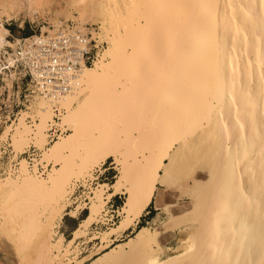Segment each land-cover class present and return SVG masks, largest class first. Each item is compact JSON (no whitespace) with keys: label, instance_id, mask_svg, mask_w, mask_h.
Returning <instances> with one entry per match:
<instances>
[{"label":"bare ground","instance_id":"obj_1","mask_svg":"<svg viewBox=\"0 0 264 264\" xmlns=\"http://www.w3.org/2000/svg\"><path fill=\"white\" fill-rule=\"evenodd\" d=\"M26 2L35 9L33 0L12 6L22 8ZM95 2L82 0L75 10L82 21L94 17L103 31L99 38L108 46L80 73L74 93L55 105L34 93L32 112H23L36 127L21 116L23 129H17L25 141L45 139L56 106L65 109L63 123L73 130L69 138L85 136L96 155L129 146L122 169L114 165L123 172L117 185L128 189L119 210L122 220L102 236L96 234L102 245L88 264H264V0H102L100 9ZM10 3L0 0V54L8 55V68L15 58L5 48L17 44L8 39L4 24L5 16L12 17ZM94 80L96 88L88 85ZM109 106L127 121L109 116ZM136 123L143 126L133 134ZM158 129L161 134L154 135ZM69 138L60 136L53 148ZM108 158H86L90 176L101 166L97 162ZM28 164L21 162L29 194L42 198L45 183ZM165 175L170 183L163 189H178L192 208L174 214L175 204L160 205L147 223L156 224L165 213L160 226H141L127 240L104 245L109 235L128 230L148 211ZM104 186L110 184L92 188L83 223L104 216ZM174 231L181 234V244L163 246L162 233ZM88 233L83 225L77 228L64 251L61 232L54 247L68 257ZM58 264L71 261L61 258Z\"/></svg>","mask_w":264,"mask_h":264},{"label":"rangeland","instance_id":"obj_2","mask_svg":"<svg viewBox=\"0 0 264 264\" xmlns=\"http://www.w3.org/2000/svg\"><path fill=\"white\" fill-rule=\"evenodd\" d=\"M10 1L11 9H9V12L12 17L5 16L4 24L9 30L8 39L13 43H17L15 42L17 41L16 39L45 32L42 31L43 27H47L50 31L61 24H71L72 22L76 26H81L84 31H92L95 38H99V34L103 32L101 25L94 21V17L82 21L76 10H71L69 15H63L56 18L45 15V10L43 8L44 4L49 2L53 5V12H61L64 11L65 6L69 4L68 0H33L35 3L33 7L35 8L34 10L27 7V2L25 6L18 8V6L15 5L18 0ZM89 1L91 3L95 2V0ZM101 1L102 0H97L95 2L97 9H100L99 2ZM13 3H15V7L12 6ZM46 32H48V30ZM101 40L100 37V41ZM102 42L107 43L106 47L108 46L107 40L103 39ZM123 43L124 48L129 47L128 40L123 41ZM5 49L11 53L13 52L10 47H6ZM7 57L8 55L5 53L0 54V64L3 65V68L7 65L8 60L5 59ZM15 67L5 69L4 73L0 74V138H2V140H0V167L3 165L6 166L8 162L7 155H5L4 152L11 154V151H13L11 148L12 140L10 137L20 136V133H17V129L18 127H20L19 130L23 129L19 123L21 116H24L27 125L31 124V129L34 130L36 127L35 122H32L34 118L31 115L27 116L26 113L23 112H32L30 106H32L36 100V97H33L32 92H30V76H28L24 68L18 66ZM88 85L96 88L98 82L96 80L90 81ZM106 110H109L108 114L114 120H123V123L127 121L123 116L117 115V112L113 110L112 107H106ZM54 115L55 114H53V116ZM64 115L65 109L61 111L59 120H53L48 123L44 139L45 142H49V140H47V131L51 124L56 125L57 128H60L65 132L64 135H60L61 137L69 138L70 134L73 133L69 124L65 125L63 123ZM93 123L97 124L99 122L95 119L93 120ZM121 123L119 124L120 127L124 128L125 126ZM140 126L142 127L143 125L136 123L137 128L131 132L135 134L136 130L138 134L137 130L141 129ZM161 130L162 129L156 130L154 135H160ZM95 135H98L97 130H95ZM57 140L58 139L55 141ZM110 146L113 145L111 144ZM142 146L144 148L146 147L144 142H142ZM92 147V143H90L85 136L77 135L75 138H69V140L55 149H47L43 153L37 152V158H35L33 165L34 171L31 172L33 175L36 174L39 179H43L45 183L44 188L46 193L42 198L35 195V193L29 194L30 183L23 179L24 170L21 162L22 160L27 159L22 155L24 152H20L18 155L13 152L15 158L19 157V173L13 175L9 172L7 175L2 174L3 171L0 170V264H58L61 261V258L64 259V262L71 261V264H76L80 261H82V264H88L90 262L91 255L94 253L92 255L94 256L97 253L98 248L102 245L99 244L101 243V240L95 238L96 234L102 236V232L108 230L111 225H103L102 222H105V216H103L99 222H82L89 215V210L84 212L81 211L82 209H86L87 205H90V203L86 204V201L88 200L87 196H89L87 192L88 189H78L73 194L75 186L78 181H83L84 178L86 180L90 177V165H88L86 161L84 162L86 158L98 159L101 157H110L106 161L108 162L106 166L111 165L109 164L110 161L113 163L115 161L114 165L118 166L121 170L129 146L125 145L119 147L118 151L115 153L104 151L101 155H96V153L92 151ZM27 161L29 160L27 159ZM40 165L47 169L46 174L43 175L41 173L39 170ZM98 167H95V169ZM35 168H37V171H35ZM120 170H116L117 175L112 183L107 182V180L99 182L110 184L109 187L104 186L105 191L103 190L104 199L107 203L111 198H114L123 192L126 196L123 194L121 201L125 202L127 200L128 189L126 185L123 184L118 186L116 182L123 173ZM128 185L130 186L129 183ZM165 191H167L168 196L166 203L175 204L172 208L174 214H180L192 208V201L188 196L181 197V193L178 189H165ZM92 196H94L93 192L90 196V200L94 198ZM107 203L101 208L102 210L106 211V209H108L109 206L106 207ZM153 206L154 203L148 208L149 213L146 211L144 219H148L150 211L153 210ZM80 212L82 213L80 214ZM161 216V221L156 224H147L150 220L146 222L144 219L138 224V221L142 218L139 217L128 230L118 236L109 235L108 240L104 245L108 244V247H111L114 243H118V241L127 240L141 227V224L152 228L160 226L162 221L166 219L167 214L163 213ZM121 220L122 217L115 225H113V227L117 226ZM82 225L84 228L88 229L89 233L78 240L79 245L75 246L76 248L73 247V253H69L68 257H65V259L63 257V251H58L54 245L57 243L62 232L66 237V244L64 247V251H66L69 241L74 237L76 229ZM162 235L161 244L163 246H170L175 249L181 244L179 240L181 234L179 231L170 233L164 232ZM49 247H53L50 256H48ZM80 248L83 250L82 254ZM169 253L174 254L175 251H170Z\"/></svg>","mask_w":264,"mask_h":264},{"label":"built area","instance_id":"obj_3","mask_svg":"<svg viewBox=\"0 0 264 264\" xmlns=\"http://www.w3.org/2000/svg\"><path fill=\"white\" fill-rule=\"evenodd\" d=\"M16 42V48L10 47L15 58L13 67L24 68L28 76H30V92L33 95L38 93L53 105H55L56 101L77 90L80 73L85 67L95 64L107 44L100 41V38H95L92 31L81 30L73 22L71 24H63L59 29L54 27L53 30L48 32L17 39ZM7 66L5 65L2 69H8ZM54 110L56 112L54 120H59L61 111L56 106H54ZM47 132V140L49 142L58 139L60 135L65 133L53 124L48 128ZM4 153L7 155L8 162L6 166L0 167V170L3 171L2 174L8 175L9 172L13 175L18 174L20 168L19 157L13 159L15 156L13 151H11L12 155L8 154V152ZM22 155L29 160L28 166L31 171H34V160L37 158L35 148ZM107 163L105 162L103 166L96 168L92 172V176L85 181H78L73 194L78 189H88L89 196H87L88 200L86 203L89 204L92 188L97 186L100 181L107 180V182L112 183L117 175L113 162L110 161L109 164L111 165L109 166H106ZM39 170L43 175L47 173V169L42 165L39 166ZM116 197L122 200V194ZM116 197L111 198L106 205V207H109L103 214L106 217L104 218L105 222H102L103 225L109 224L113 226L121 218L119 210L124 201H122V204H117ZM86 210H88L87 207L81 211L84 212ZM82 253L83 250L81 249Z\"/></svg>","mask_w":264,"mask_h":264},{"label":"snow or ice","instance_id":"obj_4","mask_svg":"<svg viewBox=\"0 0 264 264\" xmlns=\"http://www.w3.org/2000/svg\"><path fill=\"white\" fill-rule=\"evenodd\" d=\"M81 6H82V0H77V2L66 5L64 11L61 12H53L52 11L53 5L50 3L44 4L43 8L45 10L46 16L56 18V17H61L63 15H69L70 14L69 10H75ZM39 136L40 133H37V137ZM10 139L12 140L11 148L16 155H18L20 152L27 153L32 148H35V150L39 153H43L47 149H51L54 146H56V144L58 143L55 140L50 142H45L44 138H40V139L33 138L30 141H25L24 137L22 136L10 137ZM0 140H2V138H0ZM13 159H15V156L13 157ZM97 163H99L102 166L103 160H100ZM162 171L164 170L162 169ZM168 183H170V181L168 180V176L165 175L164 179L160 182V188H166Z\"/></svg>","mask_w":264,"mask_h":264},{"label":"crops","instance_id":"obj_5","mask_svg":"<svg viewBox=\"0 0 264 264\" xmlns=\"http://www.w3.org/2000/svg\"><path fill=\"white\" fill-rule=\"evenodd\" d=\"M167 198H168L167 191H165V189H163V188H160L159 191L156 193V195L154 196V198L152 200V203H154V206L152 208L153 211H154V214H155L154 217L158 215V213H159L160 210H162L161 207H158V206L165 204L166 201H167ZM151 204H150V206H151ZM148 213H149V211H148ZM145 215H146V213H144V215L142 216V218L138 221V224H140V222L142 221V219H144V216ZM154 217L151 218V219H149V217H148V219L147 220L144 219V221L147 222L149 220H153Z\"/></svg>","mask_w":264,"mask_h":264},{"label":"trees","instance_id":"obj_6","mask_svg":"<svg viewBox=\"0 0 264 264\" xmlns=\"http://www.w3.org/2000/svg\"><path fill=\"white\" fill-rule=\"evenodd\" d=\"M117 199H116V202H117V204H122V201L118 198V197H116ZM154 211L153 210H151L150 211V214H149V219H151V218H153L154 217ZM141 226H144V224H141Z\"/></svg>","mask_w":264,"mask_h":264}]
</instances>
